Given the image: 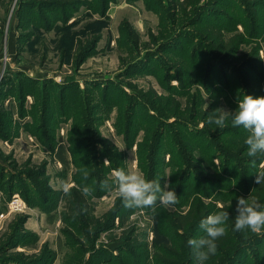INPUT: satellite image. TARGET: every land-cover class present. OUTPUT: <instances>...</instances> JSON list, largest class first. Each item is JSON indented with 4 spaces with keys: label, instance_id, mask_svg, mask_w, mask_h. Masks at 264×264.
Here are the masks:
<instances>
[{
    "label": "rangeland",
    "instance_id": "1",
    "mask_svg": "<svg viewBox=\"0 0 264 264\" xmlns=\"http://www.w3.org/2000/svg\"><path fill=\"white\" fill-rule=\"evenodd\" d=\"M208 1L190 0L179 22ZM173 4L0 0V86L17 79L31 92L24 101L0 97V264H163L167 246L184 255L177 264H187L189 226L177 228L169 213H183L198 199L213 214L230 197L251 194L254 175L264 171V155H247L249 133L233 127L231 115L224 128L209 127L205 119L218 108L235 111L244 95L264 96V0L205 6L200 19H220L223 34L234 38L230 57L198 37L203 23L171 25ZM180 33L178 42L159 49L160 41ZM249 53L244 63L237 60ZM222 60L206 88L204 67ZM67 84L74 93L89 89L93 108L83 114L69 101L70 111L48 134L37 128L41 90L53 91L55 107L56 89ZM98 87L109 91L103 100ZM180 120L188 129L175 123ZM118 168L168 183L178 203L157 204L155 211L124 207L112 176ZM105 181L111 191L101 187ZM72 187L92 189L85 195V223L77 219L74 226V218L65 215L64 190ZM14 199L23 203L19 211L11 209ZM202 234L198 228L196 235ZM261 235L243 264H264ZM133 237L138 244L128 253Z\"/></svg>",
    "mask_w": 264,
    "mask_h": 264
},
{
    "label": "trees",
    "instance_id": "2",
    "mask_svg": "<svg viewBox=\"0 0 264 264\" xmlns=\"http://www.w3.org/2000/svg\"><path fill=\"white\" fill-rule=\"evenodd\" d=\"M190 0H171V2H173V13L171 15V18L167 15L168 18H170L171 20V25L173 26H177L178 27H188L189 25H196V24H204V29L202 28V30L198 31V37L202 40H206L208 43H210L211 45H213L215 47V49L217 50V53L219 54H224L225 57H230L234 54L235 52V48H237L236 44L234 43V38L233 36L230 37H226L223 32H222V28H221V20H213L212 22H208V17H204L203 19H200L202 14L206 13V9L205 6H207L208 8H210V6L218 3L220 0H209L207 3L204 4V6L202 7H198L195 9V11L193 12V14L191 16L188 17L187 22L183 21V23L179 22V20L181 19V17H179V13L184 10L186 8L187 3H189ZM205 2V1H204ZM194 10V8H192ZM163 10V9H161ZM184 13V12H183ZM163 12H161L160 15V19L161 21L165 22V19L163 17ZM212 16V14H211ZM185 17V14H184ZM218 17V16H217ZM168 23V21H167ZM206 23V24H205ZM171 33V31L169 32V34ZM183 37V35L178 34L177 36H173L165 41H160L159 44V49H163L164 48H168L170 46H172L173 43H175V41H179L180 38ZM176 38V39H174ZM197 49V48H196ZM195 49V50H196ZM234 51V52H233ZM197 52V50H196ZM233 53V54H232ZM183 56V55H182ZM207 56V55H206ZM251 57L250 53L246 54V55H240L237 57L238 61L243 62L244 59H247ZM193 60H195L196 58V53L194 51L193 54ZM253 58V57H252ZM225 62L222 61H215L212 62V64L207 65L206 67H204V73L202 76V85H204L206 88L209 86V77L211 75L212 72V68H214L215 65H220L222 66V64H224ZM244 63V62H243ZM246 64V63H245ZM208 66H211L210 69ZM252 66V65H251ZM246 68H252V67H247V65H243L242 70H246ZM178 69L181 70L182 66L181 63H178ZM252 70V69H251ZM7 86H3V84H1L2 86H0V92H2L3 90H5L6 92L1 94L0 93V97L1 99L4 97H8L9 95H14L17 96V98H21L22 101L25 100V97L30 91L26 87L25 81H18L13 80V79H7ZM87 84H91V83H87ZM17 86V88H19V93H14L15 91H13L14 86ZM71 85V84H70ZM70 85H61L59 87V89L57 90L56 95L58 96L56 99H58L57 103L55 104V107L57 105L58 109H56L55 107H53L50 99H51V92H53L52 90L49 91L47 88L43 87V89L41 90V94H42V101H41V106L39 108V112L42 113V118L40 119V123L38 124V127H42L46 130V132L49 134L51 133V131L53 130V128L55 127V125L57 123H59L60 121H63L64 117H66L67 115V111L69 110V101L74 100V102L78 103L79 108H81V110L84 111L86 113L90 112L93 108V105L91 103V92L89 89L86 90V92H81L79 90V88H77L78 91H71L69 89ZM20 86V87H19ZM90 88H95L92 85H89ZM78 87V86H77ZM98 92H100V94L102 95V100L104 99V96H107L109 94V91L107 88H101L98 87L97 88ZM31 93V92H30ZM87 93V94H86ZM197 93V92H196ZM17 94V95H16ZM73 94H77L80 98L77 99L75 101V96ZM195 94V93H194ZM138 103H134L133 106H137ZM74 107L71 108V113L72 115H74ZM75 116V115H74ZM90 116V115H89ZM191 119V118H190ZM126 120V124H130L128 117L125 118ZM175 123H177L178 125L184 126V128L186 127V123L183 120L180 121H176ZM205 123L206 125L213 126L214 124H208L206 119H205ZM41 124V125H40ZM129 127V126H128ZM188 129V128H187ZM129 131V129H128ZM200 130L196 132V135L194 136V139L196 140L197 137H200ZM218 133H216V135H221L222 132H220V130L217 131ZM158 135H160V132L158 133ZM155 157L154 154H151V158ZM89 167H91L89 165ZM187 171L183 172V178H185ZM70 190V194H67L66 197V204H65V215L70 218L71 216L74 218V220L72 221V226L75 225V221L78 219L80 220V222L85 223V217L88 210H89V203L86 199V196L84 194V192L82 191V189L78 188V187H72L69 189ZM238 197H243V198H247L249 200L255 198L258 201L264 203V185H257L254 183V188L251 192V194L246 197V196H241V195H236V196H232L229 198V200L224 203L218 211L220 210H227L230 214V219L227 222V234L220 238L216 243H217V253L215 256H212L208 261L207 264H243L245 259L248 256L252 255V249L255 248V246L262 240L263 236L260 234H256V233H252L250 230H244V231H236L234 228V218L236 216V202H237V198ZM211 214V209L210 206L200 200H194L192 201L189 205L188 208L185 210V212L181 213V212H171L169 213L168 217L170 218L171 222L180 229H185L186 227L189 226L188 229V239H187V254H188V258H186L187 264H197V261L195 259V257L192 254V249L189 247L188 245V241L190 239H195V238H199L202 235H196V232L198 231L199 228V224L201 222V220L205 219L208 215ZM124 219H121V221L123 222ZM132 247L129 250L127 249V252L129 253L130 251L134 250V245L138 244V242L135 240V237H133L132 239ZM170 246L165 247L166 253L168 254V258L167 259H163L161 261V263L163 264H177V259H179L178 256H184V255H179L180 253H175L172 252L175 251L173 248H171L172 250L169 249Z\"/></svg>",
    "mask_w": 264,
    "mask_h": 264
},
{
    "label": "clouds",
    "instance_id": "3",
    "mask_svg": "<svg viewBox=\"0 0 264 264\" xmlns=\"http://www.w3.org/2000/svg\"><path fill=\"white\" fill-rule=\"evenodd\" d=\"M229 115H231L233 127H242L249 133L244 141L247 146V155L249 157L264 155V96L244 95L235 111L215 109L210 112L207 123L224 128L227 126L226 121ZM112 176L116 193L126 208H146L155 211L157 204L168 208L178 203V196L174 190H171L168 183L162 186L159 180H149L139 171H125L123 168H118L113 170ZM86 177L87 173H85ZM254 177L255 184L264 185V171ZM101 187L112 190V186L107 181L103 182ZM64 191L65 194H70L68 188ZM83 192L85 195H90L92 189L85 187ZM235 211L236 231L250 230L252 233L264 234V203L255 198L249 200L238 197ZM229 219V212L222 209L201 220L199 228L203 235L188 241L197 264H207V261L216 255V242L227 234L226 225Z\"/></svg>",
    "mask_w": 264,
    "mask_h": 264
},
{
    "label": "built area",
    "instance_id": "4",
    "mask_svg": "<svg viewBox=\"0 0 264 264\" xmlns=\"http://www.w3.org/2000/svg\"><path fill=\"white\" fill-rule=\"evenodd\" d=\"M23 206V203L19 199H14L11 202L12 211H19V209Z\"/></svg>",
    "mask_w": 264,
    "mask_h": 264
}]
</instances>
